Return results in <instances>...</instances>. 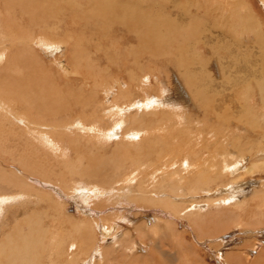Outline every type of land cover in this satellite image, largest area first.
<instances>
[{"label":"rangeland","instance_id":"obj_1","mask_svg":"<svg viewBox=\"0 0 264 264\" xmlns=\"http://www.w3.org/2000/svg\"><path fill=\"white\" fill-rule=\"evenodd\" d=\"M76 1L78 2L79 6L83 4L82 0H76ZM227 1L228 0H218V2H214V0H176V1L152 0L153 3L151 2L150 4L151 8H149L150 11L148 15V17H150V20L147 17L146 22H148L149 20L148 23L150 24V22H152L154 25H148V23L146 24L145 21H141L140 23L142 22L143 23L140 25H142L141 27H143V29L140 27V25H138L136 27L137 30L135 29L136 33H133V31L131 30L130 32L121 31L118 29V27H112L109 28V30L107 29V33L105 31H99L98 33L94 28V26L86 25L85 27L83 26L79 27V30L82 33L78 34V32H76L77 28L75 26L73 27L74 36L77 38V40L81 39L85 43L91 42L92 44L100 42V44L104 46L106 45L105 46V48L107 47L106 49L109 50L115 49L119 54L122 55L125 54L124 58L127 57L126 54H132V58L137 61V65H138L137 69L134 71L135 73L133 72L134 76H137L135 77V79L138 81L143 76L148 75L151 78V80L150 79L148 80L151 83L150 84L151 87L149 88L150 93L154 91L156 94L160 95L161 98H163L162 99L163 101H166L165 102L166 104H163V101L155 102L152 111L156 113L155 107L157 105L163 108H165L166 105L168 106L167 108L170 107L172 109L174 108L172 110L173 113L171 114L170 117L173 123L170 122L167 123V126L170 125L173 131V133L171 132L169 133L174 136V140L171 139L169 140L170 143L174 145L173 149L178 150L180 147V143L182 145H188L189 143H191L196 148L198 147L201 148L202 145L208 146L209 145L208 142L210 141L209 139L212 138L213 144L211 150L212 152H214L213 157L214 158L216 157V160H218L217 161L218 167L215 168L217 169V171L214 169V172L215 174H217L216 178L217 179L220 178L221 180L219 179V181L216 180L213 181V179H211L210 177V175H212V171L209 172V170L206 169H204L203 170L204 173H200L199 176L197 175L193 176L188 172V170L185 169H183L182 171L179 170V161H178L179 156L184 157L183 154L179 155V152L177 153L178 155L176 157L174 155L173 158H171L172 156L170 155L171 156L170 158L173 161L171 162V164L169 162L170 165L168 169H166L167 171L164 170L163 165H157L153 167L154 169L152 168L153 170L150 169V172H143V168H142V170H139V172L130 174V172L134 169V167L129 166L131 162L127 160H134L135 158L138 159L139 154H142V152L136 153L135 151H133L134 149L132 148H134L135 146L133 145H132L133 147L128 146L127 140L121 137V135L120 138L118 139L119 141L114 139L108 142L104 139L105 141L102 142L100 140L102 136L100 138L94 139L96 134L88 131V128L93 123L84 126L86 130H84L83 134L86 138L91 139L90 142L94 143V141L96 142V139L100 140L101 143L99 148L93 146V150L91 151L87 149V147H91V145L87 143V145H84V149H86L87 152H82L83 155L81 154V152L80 153L77 152V155H75L76 152H69L64 148L62 147L58 148L55 145H54L55 148L54 146H50V148H45L44 151L38 152V144L43 143L40 142V140L46 139L45 136H38V133H36V130L38 129V122H34L33 124L30 125L25 124V131L27 134H23L24 131H22V125L17 124L20 122H24L23 117L21 120L18 119L13 120L12 118H10L9 115H5V116L3 115L2 117H0V120H2L0 121V127H1L0 170L2 168L6 173L13 174V176L18 179L17 180L18 182H14L15 183L14 185L24 181L26 184L30 185V187L32 185V188L29 189L30 193L28 195L23 196L19 194L20 192L18 188L14 186L9 187V185H5V184L3 185V182L0 181V196L7 195L12 199L10 201L5 200L4 201L5 203L2 204V207H4V211H2L1 216H3L2 218L6 222H3V227H1L0 224V236L5 237L4 242L5 245H7V247L5 248L6 250L4 249L6 253L2 250V252H4L3 255H6V257L4 258V256L1 255L3 259L6 260L1 261V256H0V264H7V263L11 264V260L8 259L9 258L8 256H10L9 253H11V250L15 245L21 244L20 243L21 240L25 238L27 240L28 237L30 238L32 237V241H33V239H35L37 236L39 237V234L41 233L40 231L44 232L45 230H49L50 228L52 232L58 230L57 233L59 235L54 232L55 234L54 237H56L54 240L56 241L57 243L56 246H58L57 248L59 250L63 251L65 249H71L72 245L74 246L78 245L76 246L75 260L78 263L80 262L81 264L122 263V257L121 256L118 257V255L120 251H124L126 250V248L130 252L128 255V258L130 260L133 257H139L138 259L141 260L143 264H147V260L150 257L151 260L153 261L152 264H264V219H263L264 194L262 195V192L260 191L262 190V188L264 189V187H261L264 184V167L263 169L259 168V167L262 168V166H264L263 163L264 161L262 160L263 162L260 161V163L259 161L258 163L255 162L253 167V164H250V160H249L250 157L249 152H256L258 147L264 144V139H262V136L264 137V106L260 102H258L259 97L255 95L254 97L255 101H253V105L256 104V107L252 105L254 109L250 110L252 113L250 116L253 119L250 117L249 121H246V119L243 118L241 119L242 122H237L235 120H233L232 122L231 119L227 121L226 118L228 117L226 116L222 117V119L224 121L226 120L227 122L226 121L222 122V120L217 119L216 116H214L215 118L213 117L214 119H211V117H209V115L205 113V110L201 106V104L200 106L195 103L191 104L187 99H185L184 89L187 87V85H185V82H183L184 79L180 80V78L178 77L181 71L176 68L177 67L176 60L179 59L180 57H183L182 59L184 61H187L188 63L192 62V64H195L197 61L198 65L195 64L189 67V71L193 70L194 72H196L194 74L197 75L199 74L201 67L205 66V62H206V66H207L206 69H211L210 71L213 74H215L213 75V78L215 79L216 91H219V89H224L225 91H233V88L235 87L234 85L230 84L229 86H225L224 82L226 80L225 79L223 80L225 76L221 77L222 82L218 81L217 77H219L218 74H220L221 76L222 67H224L223 69L226 70V76L228 75H230L229 77L234 76V73L232 72L231 68H229V70L226 68L232 66L231 60L229 59L233 56L232 54L234 52V54L237 55L242 53L241 55H239L237 60L238 64L239 62L241 63L240 65L241 67L239 68V70L236 69V71L239 72L240 74L238 75L239 77L236 78L238 81L240 80V78L243 79L245 75L246 77H251L250 67L257 68L255 72L256 79H261L262 76H264V71H263L264 70V33H263L264 32V0H245V1L242 0V2H240L241 0H229L230 1V2L228 1L229 3ZM38 2H40L39 5L41 4L42 9H41V14H38L39 16L38 21L40 23L37 32L36 30L34 31L35 36H39V33L46 34L47 32L52 31V29H57V32H55L54 35V39H56L55 37L58 36L61 37L64 36L65 39L71 41L70 37L65 33V31L62 30L66 28L67 30H70L71 29L70 26L65 21H58L57 19L56 21L53 20L49 21L48 19H50V17L52 18L54 17V9H51L49 5L48 14H46L47 8L45 7V5H47L48 3H44L43 5L41 0H38ZM192 2L193 3L198 2V4L197 3L192 4ZM0 3H1L0 16H4L5 13L2 7L3 6L2 0H0ZM181 4H183V6H181ZM156 5H158V7ZM161 5L164 7H160ZM196 5H198V7ZM226 6L230 11H228ZM175 7L177 9H175ZM182 7L184 8L181 11ZM185 7H187V9H185ZM197 8L199 9L197 10ZM211 8L212 9L214 8L213 11ZM158 10L161 11L159 12ZM168 10L170 11L168 12ZM215 10L217 12H215ZM221 11L222 12L225 11L223 13L224 16L223 14H221L222 17L219 18L221 16L219 13H222ZM231 11H233V13ZM188 12L191 14H188ZM235 12L237 13V15L235 14ZM145 13H147V10ZM159 13L162 15V18L160 17L161 15ZM177 13L179 16L177 15ZM13 14L15 16L18 15L15 10H13ZM184 14L185 15L187 14L189 17L187 16L185 17ZM229 14H232L234 17L230 16ZM241 15L243 16L241 17ZM228 16L232 18L230 19ZM151 17L152 18L154 17L156 20L153 19L151 21L152 19ZM170 17L172 20L170 19ZM188 18H192V23L194 26L191 25L192 23H190ZM233 18L235 21L233 20ZM182 19L183 20L186 19V20L182 21ZM193 19L196 20L195 21L196 23L194 22ZM214 20H216L217 23H215ZM236 20L241 23H238ZM161 21L163 22V24L164 22H166V26L167 25L169 26H167L166 28L163 25L164 26L163 27L161 25L162 24ZM188 21L189 23H187ZM6 22L12 23V21L10 20H6ZM23 22H24L23 24L24 26L22 27L23 28L22 30H25L27 26V21L23 20ZM256 22L258 23V25ZM200 23L203 26L200 25ZM237 24H239V26ZM146 25L148 28L151 29L154 26L152 30L155 31L154 29H156L157 35H159V37L165 36V38L167 37V35L165 34L171 31L170 25H176L174 29H172V32L174 33L173 36L171 37L170 35H168L169 42L173 43L172 45H174L173 48L175 50V55L171 59L169 57H165V59L161 58L164 61L160 59L159 61H162L163 63L160 64L161 66H156V68L153 67L154 64L152 63L154 62L156 63L158 61L152 60L151 57L153 58L154 54H156L155 44H157L158 41L150 40L151 43L148 44L150 48L147 45H145L144 40L145 38L147 39V37H149L148 35H146L147 34L146 30L148 31V29H146L147 28ZM214 25L217 28H215ZM3 26H5V22L2 21V19H0V31L2 32L5 30ZM187 26L191 27L190 29L188 28L189 31L187 29ZM192 26L194 27L193 29H195L194 33L196 35H194L192 31L193 30ZM161 28L163 30H161ZM140 29L141 32L139 31ZM181 29L183 32L180 31ZM230 30L231 32L229 33ZM137 31H139L138 36L135 35L138 33ZM191 31L193 35H191L192 34ZM143 32H145L146 34ZM180 33H183V35L186 34V36L183 37V35L181 36ZM188 35L190 37H194V39L199 38L201 40L196 39L193 41V38H190ZM231 35L232 37H230ZM135 36L137 38L138 37L141 38V39L138 38L141 43ZM142 36H145V38ZM187 36L189 37V41H190V43L188 42L189 44H187L185 40ZM246 36L247 38H245ZM165 38H162L163 39L162 41H164ZM232 38L234 41L237 42H234ZM134 39L138 41L136 40L134 41ZM174 41L175 42L177 41V43H175ZM180 42H181V46L179 45ZM198 42L199 44L197 45ZM123 43H125L126 45ZM194 43H196V45ZM160 44L161 43H159V46ZM132 45L137 46L138 48L137 47L136 48L139 50L137 49L134 50L135 47ZM143 45H145L146 47ZM184 45L187 49L183 47ZM189 45H190V49H189ZM129 46H131V49ZM88 47H90L92 50L90 49L88 51L90 55L89 60H85V62L93 66L95 71H100L102 73V67L106 65L104 59L101 58L99 60L100 61L99 64H97L98 60L97 61L95 60L96 55H94L92 45L88 44ZM141 47L144 50L143 49L140 50ZM144 47L147 49H145ZM66 48H67L66 51L63 52V50H59V52L55 54L58 55L62 53L63 58L61 60L64 62L68 59V57H70L68 47ZM196 48L198 50L197 52H196ZM209 48H213V49H209ZM39 49L41 48H38V54L41 56L43 60H45L44 62H47L48 59H50L49 54L47 53V51L44 52L43 49H41L42 51ZM151 49H152V53L150 51ZM180 49L183 50L182 54H180L181 52ZM138 51H139V55L136 54L138 53ZM168 53H170L169 50ZM157 54H159V52H157ZM164 54L168 55L167 49L164 51ZM189 54L191 56H189ZM207 54L208 55L210 54L211 56L210 55L208 56ZM245 54H247V56H245ZM101 55L104 56L103 54H99V56ZM185 55H188L186 56V59L184 58ZM203 55L206 56V58ZM200 58L201 60L204 61H201ZM128 59L131 60V58ZM148 59H151L153 62ZM174 59L175 61H173ZM198 59L200 61H198ZM222 59H224L223 60L224 64L223 63L221 65L218 64L219 61ZM168 60H171V62L174 64H172V66H169L168 64H166V61ZM121 62L125 65H128L127 62L124 60H122ZM216 63L217 65H215ZM193 66L195 67L193 68ZM234 66L236 68L238 65H234ZM141 68L143 71H140ZM133 69H135V67ZM55 70L57 69L56 68L50 69L49 67H46V71H50L46 73V77L49 79L47 82L49 84L47 85H51V83L54 82L55 79H57L56 77L58 74ZM114 71L115 69L113 68L112 73ZM77 72L85 76L86 70L85 68H82ZM102 76H105V73ZM166 77L168 78V80H170L169 82L171 85L169 84V82H167L168 80ZM197 79L200 80V77L198 76ZM241 80L238 82L236 89L238 90V93L248 94V90L246 88L247 86L245 87L246 83L245 82L240 83ZM55 83L56 82H54L52 86H54ZM174 83L175 86L173 85ZM164 85L167 88L169 86L171 87L168 89L167 88L164 89L165 87ZM249 85H251L252 89H255V91L258 89L254 82H252V84ZM161 86L163 88H161ZM158 87L161 89H159ZM181 88L183 91H179V89L181 90ZM64 89H66V87L63 88V91ZM105 91H106L105 98H106L107 107L113 110L116 108L117 101L119 99L118 90L116 88L106 87ZM182 93L184 98L181 96ZM221 95H226V94L221 93ZM147 98H149V95H147ZM223 98H227V102L223 103L224 105L223 104L221 105L220 101ZM236 98L238 99V97ZM171 99L174 103L171 101ZM0 101H1L0 106H3L2 109L5 108L6 111L8 110L6 105H12V103L6 104L7 102L3 101L2 99H0ZM216 102L217 104L220 105V107L217 109L218 110L217 113L221 115L225 114L221 108H223L226 104L229 105L228 103L230 102L229 97L221 96L220 99L216 100ZM236 104L237 106L242 107V105L244 104V99H242ZM62 105L67 106L66 102H63ZM233 106L237 108L235 105ZM250 106L251 104L249 102L248 104L245 105V107H250ZM211 107L213 108L212 105ZM228 107L229 106H225V109ZM85 109H87V107H83L80 104L71 108H66L65 109L66 115L64 116L62 114L60 117H67V116L69 117L62 121L56 120L59 124L58 128L52 124L48 128V130L51 132L55 130L56 131L55 137H56L57 132H59L58 131L59 127L62 126L70 127L71 125H73L75 123L74 117H78ZM237 109L240 111L239 108ZM132 111L133 110H131L130 111L131 113L129 114L120 115L118 119L119 123L120 124L125 123L126 126H131V127H133L134 125L137 126V120L140 118V115ZM239 111H237V113H234L232 115H237ZM175 112L182 114L183 117L185 118H182L181 121L179 119V116H177L178 114H176ZM89 114L90 112L87 113V115ZM152 118L154 121H158V119L161 118V114L157 115L155 118L154 117ZM103 122H105V126H106L110 124L112 121L110 118L109 120H105ZM158 122L159 123H156L157 125L154 124L152 126L154 130L156 127L161 125V122L160 121ZM13 124L16 125V129H14V133H10L9 129L10 127H13ZM182 124L184 125L181 126ZM210 124L216 129L217 132V135H213L212 137L208 136L207 134L208 129L206 128V126ZM5 127H7L8 129H6ZM170 127L168 126V129H170ZM19 131H21L22 133H18ZM190 131H192V133ZM119 132L121 133L120 130ZM155 132L156 134L160 133L159 128L156 129ZM4 136H8V137H4ZM57 142L58 141L56 139L54 143L57 146H59V143L57 144ZM84 142L86 143V141ZM104 142L106 143L104 144ZM115 142H118L119 145L115 146ZM61 145L64 146L65 143ZM123 145H126L127 147H132L130 149L132 152L130 151L129 154L128 152L124 154L123 151H119V153L111 152L113 148L124 147ZM61 150H63L64 152ZM207 154H208L207 152H202L201 158L207 157ZM166 156L164 158L165 160L163 159L164 161L168 160V155ZM77 158L81 159V161L79 164L74 166V162H76ZM243 158H246L245 163L243 162ZM26 159L34 160L36 162V167H35L37 169L36 174L31 175L29 171H25L23 165H25ZM236 160L239 164V167H241L242 165L246 166L247 169L245 173L242 172L241 170V172L238 173L237 175L236 172H234V170H229L230 172L229 175L226 171L225 172L221 171L222 170L220 169L221 163L227 164L228 161H230L231 163L232 161H236ZM149 161L150 160H148V162ZM45 163L46 165H44ZM67 163L69 164L68 165L69 168L67 167ZM173 163L174 165H172ZM143 165L144 162L141 163V167ZM38 166L41 168L40 171L37 168ZM70 166H72V168ZM171 166L173 167L177 166V168H173ZM188 168H191V165H189ZM115 169H118L119 171ZM90 172H96L99 176L104 178V187L100 186L102 182L95 183V181H92L91 179H88L87 176L86 177L84 176L85 173H90ZM38 173L39 175L42 176L44 175L43 177H45V173H46L47 175L46 178L48 179L52 177L51 178L52 180L49 179L52 183L49 181L48 183L46 182L44 183V180L41 181L42 178L38 176ZM22 174H25L30 177L24 178ZM135 174H137L136 175L137 177L135 176ZM222 174H225V176L222 177ZM130 175L136 177L134 181L133 180L131 181ZM201 175L202 176L206 175L207 179L212 180V184H210V186L208 187L202 185L203 183L199 178ZM64 176L66 179L64 178ZM36 177H38L39 179H37ZM145 177H147V179ZM177 177L179 178V182L176 181L178 180ZM180 177L183 178L180 179ZM61 178H63L66 182ZM141 178L144 179L142 180ZM144 180L145 181L147 180L146 184ZM129 182H134V184L133 183L130 184ZM151 182L154 183V186ZM157 182L158 184L156 185ZM195 183H197L198 186L200 185L201 187L196 189L194 185ZM77 184L89 188L98 187L99 189H102L100 191L104 195H101L99 198L93 199L88 203V201H86L85 199L76 197L74 193L69 192L71 194L69 193L67 194L66 191H63V187H66L68 190H70L71 188L76 187ZM120 189L121 191H119ZM189 189L196 191V193L195 194L187 193L190 191ZM139 190L141 191V193L140 192L138 193ZM149 191L152 193L150 194ZM159 191L161 193H158ZM38 193H40L41 195L43 194L42 196H45L47 194L50 195L52 198L54 197L52 199L53 200L52 204L50 202V199L49 200L43 199L44 200V201L42 200L43 202L40 201L38 197ZM134 193L137 195L136 200L132 199L135 197ZM147 195L150 197L151 200L153 199L152 203L151 201H148L146 199ZM177 195H179L181 198H179L178 201L180 203L177 202L176 203L178 205L183 204V209L181 210L183 213L181 212V214L179 215L174 214L173 211H171V209L164 208L163 207L164 203L161 202V199L162 201L167 199L170 200L171 202H175ZM13 196L16 198L14 199ZM82 200H84L85 203ZM192 204L194 205L192 211L188 210V212H185L184 208L190 209L189 207ZM190 213H192L193 216H191ZM14 216H16V221ZM15 222L18 223L17 226H15L16 224ZM97 225L104 226L105 229L107 227L111 231V234L108 235L107 238H105L104 235L101 234L102 230L99 229ZM128 226L129 227L133 226L132 229L134 228L135 229L129 230ZM53 227L55 230L53 229ZM33 229L35 230L33 231ZM30 231L31 233H33V235L30 233ZM126 235H129L130 239L125 241L124 237ZM113 236H116L114 238V241L112 239ZM45 237L46 236L40 237L38 239H40L43 242ZM38 239L37 240L35 239L36 241L34 240L33 242H39L42 245V242ZM41 245H39L40 247L38 248L37 251L34 252L31 251L32 252L31 255L33 256L31 255L28 256V261H30V264L32 263L40 264L41 256H42L40 254ZM137 245L142 247L143 249L135 250ZM112 249H115L118 255L117 254L116 256L115 254L108 255V253H110V250ZM33 253H35V255ZM107 259L110 260V263H107Z\"/></svg>","mask_w":264,"mask_h":264},{"label":"bare ground","instance_id":"obj_2","mask_svg":"<svg viewBox=\"0 0 264 264\" xmlns=\"http://www.w3.org/2000/svg\"><path fill=\"white\" fill-rule=\"evenodd\" d=\"M82 1H83V4L81 6H79L78 2L76 0H41L43 5H44V3H48L47 5H45V7L47 8L46 14H48V6L49 5H50L51 9H54V17L53 18L50 17V19H48L49 21H51V20L56 21V19H57L58 21H65L70 26V28H71L70 30H67V28L62 29L70 37V39H71V41H70L68 39H65L64 36L61 37L58 35H57L58 37H55L56 39H54V35H55V32H57V29H52V31L47 32L46 34H40L39 33V36H35L34 31L36 30V32H37L38 27H39V23H40L38 21V17H39L38 14H41V9H42V6H41V4L39 5L40 2H38V0H2V2H3L2 7H3L5 14H4V16H0V19H2V21L5 22V26H3V28L5 30L3 32L0 31V99L7 102L6 104L12 103V105H6V107L8 108L7 111L5 110V108L2 109L3 106H0V117H2L3 115L4 116L9 115L10 118H12L13 120H15V119L21 120L23 117L24 122L17 123V124L22 125V131H24L23 134H27L25 131V124L30 125V124H33L34 122H38V129L36 130V133H38V136H45L46 137V139L40 140V142H43V143L38 144V152H42L45 150V148H50V146L55 145L56 147H58V148L62 147L65 150H68L69 152H76L75 155H77V152H79V153L81 152V154H82V152H87V150L84 149V145H87V143L89 145H91V147H87V149L92 151L93 146H96V148H99L100 143H101L100 140L102 142L105 140L110 142L111 140H114V139L119 141L118 139L120 138V135H121V137H123L124 139L127 140L128 146L133 145L135 147L132 148L133 146L127 147L126 145H123L124 147H119V148L115 147V148H113V150L111 149L112 150L111 152H118L119 153V151H123L124 154L127 152L129 154V152L131 151L130 150L131 148L134 149L133 151H135L136 153L142 152V154H139L138 159L135 158L134 160H127V161L131 162V164L129 166L134 167V169L130 172V174L137 173V172H139V170H142V168H143V172H150V169H152L154 166H157V165H163L164 170H166V169H168L169 165L173 161L171 158H173L174 155L176 157L178 155L177 153L179 152V155L180 154L184 155V157L179 156V160H178L179 161V170L182 171L183 169H185V170H188V172L190 174H192L193 176H196V175L199 176L200 173H204L203 170L206 169V170H209V172L212 171V175H210V177H211V179H213V181L214 180L219 181L220 178L217 179L216 178L217 174H215V172H214V169L218 167L217 166L218 160H216V157L215 158L213 157L214 152H212V150H211L212 144H213L212 138L209 139L210 141L208 142V144H209L208 146L202 145L201 148H199V147L196 148L191 143H189L188 145H182L180 143V147L178 150L173 149L174 145L172 143H170V141H169L170 139L174 140V136L172 134H169L170 132L173 133V131H172L170 125H168L170 127V129H168V126H167L168 122L173 123L172 120L170 119L171 114L173 113L172 110L174 109V108L172 109L170 107L172 105V103L169 106L170 108H167L168 107L167 105L165 108L157 105L155 107L156 113L154 111H152V109L155 105V102L163 101L162 100L163 98H161V96L156 94L154 91L150 93L149 88L151 87V85H150L151 83L148 80L149 79L151 80V78L148 75L143 76L138 81L135 79V77H137V76H134L133 72L137 69L138 65H137V61L132 58V54H126L127 57L124 58L125 54H123V55L119 54L115 49H113V50L106 49L107 48V47L105 48L106 45L104 46V45L100 44V42H97L94 44H92L91 42L85 43L81 39L77 40V38L74 36V32H73L74 26L77 28L76 32H78V34H80L82 32L79 30V27L80 26L85 27L86 25L94 26V28L96 29V31L98 33H99V31H105L107 33V29L109 30V28H112V27H118V29L121 31H129L130 32V30H131V31H133V33H136V30H137L136 27L143 23V22L142 23H140V22L141 21L146 22V19L149 15V11H150L149 8H151L150 4H151L152 0H82ZM169 2H172V1H169ZM198 2H196V3L198 4ZM214 2H218V0L217 1L214 0ZM236 2H238V1H236ZM240 2H242V0ZM196 3L192 2V4H196ZM192 4H190V5H192ZM156 6L158 7V5H156ZM181 6H183V4H181ZM196 6L198 7V5H196ZM231 6H229V7H231ZM160 7H164V6L161 5ZM187 7H185V9H187ZM240 7H241V5H240ZM183 8L184 7H182L181 11L183 10ZM175 9H177V8L175 7ZM198 9L199 8H197V10ZM213 9H212V11H213ZM227 9H228V7H227ZM13 10H15L17 12V14H18L17 16H15L13 14ZM146 10H147V13H145ZM161 10H158V11L160 12ZM195 10H196V7H195ZM223 10H224V8H223ZM169 11L170 10H168V12ZM217 11H218V9H217ZM217 11L215 10V12H217ZM228 11H230V10L228 9ZM224 12L219 13V14L221 15ZM231 12L233 13V11H231ZM236 12H235V14L237 15L238 12L237 13ZM178 13H179V11H178ZM178 13H177V15H178ZM226 13H228V12H226ZM188 14H191V13L188 12ZM194 15H195V13H194ZM229 15L233 16L232 14H229ZM178 16H176V17H178ZM186 16L189 17L187 14L185 15V17ZM223 16H224V14H223ZM230 16H228V17L231 19L232 17H230ZM242 16L243 15H241V17ZM160 17L162 18V15ZM191 17H192V15H191ZM221 17H222V15L219 18H221ZM148 19L150 20V17H148ZM153 19H155V18L153 17L151 19V21ZM163 19H164V17H163ZM170 19H171V17H170ZM180 19H181V17H180ZM188 19H189L190 23H192V18H188ZM198 19H200V18H198ZM213 19H215V18H213ZM223 19H224V17H223ZM6 20H10V21H12V23L6 22ZM23 20L27 21V26H26L25 30H22L23 29L22 27L24 26ZM149 20H148V22H149ZM158 20H160V19H158ZM184 20H186V19H184ZM184 20L182 19V21H184ZM233 20H234V18H233ZM162 21H161V23H162L161 25L162 26L164 25L167 28V26H169V25L166 26V22H164V24H163ZM182 21H180V22H182ZM189 21L187 23H189ZM195 21L196 20H194V22ZM214 21H215V23H217L216 20H214ZM43 22H44V20H43ZM148 22H146V24ZM158 23H160V22H158ZM174 23H176V22H174ZM218 23H220V22H218ZM238 23H241V22H238ZM48 24H49V22H48ZM198 24H199V21H198ZM144 25H145V23H144ZM148 25H154V24L152 22H150V24L148 23ZM191 25H193V23ZM200 25H202V24L200 23ZM237 25L239 26V24H237ZM252 25H253V23H252ZM257 25H258V23H257ZM141 26L142 25H140V27ZM175 26L176 25H170L171 31H169L167 34H165V35H167V37L165 38V36L159 37V35H157V33H156V29H154L155 31L152 30L154 26L151 29V28H148L146 25L147 28L146 27L145 28L148 29V31L145 29L147 34L145 32H143V33H145L149 37L146 36L147 37V39H146L145 36H142L145 38V40H144L145 45H147L150 48V46L148 44L151 43V41H158V43L155 44L156 45V47H155V53L156 54H154L153 58L151 57L152 60L158 61V62L152 63V64H154L153 67L156 68V66H161L160 64L163 63L162 61H164L161 58L165 59V57H169L171 59L174 57V55H175V50L173 48L174 45H172L173 43L169 42V36L168 35H170L171 37L173 36L174 33L172 32V29H174ZM193 26H192V29L194 28ZM214 27H215V25H214ZM141 28L143 29V27H141ZM188 28L190 29L191 27L187 26V29ZM215 28H217V27H215ZM223 28H224V26H223ZM177 29H178V27H177ZM187 29H185V30H187ZM189 29H188V31H189ZM161 30H163V29L161 28ZM194 30L195 29L192 30L193 33H194ZM111 31H113V30H111ZM139 31L141 32V29ZM139 31H137L138 33L135 35L138 36ZM180 31H182V29ZM192 31H191V33H192ZM233 31H234V29H233ZM179 32H178V34H179ZM230 32H231V30L229 31V33ZM89 33H90V31H89ZM186 33H188V32H186ZM193 33L191 35H193ZM180 34H181V36L183 35V33H180ZM207 34H209V33H207ZM210 34H211V32H210ZM132 35H134V34H132ZM175 35H177V34H175ZM194 35H196V34L194 33ZM243 35H245V34H243ZM107 36H108V34H107ZM123 36H124V34H123ZM184 36H186V34L183 35V37ZM236 36H238V35H236ZM187 37L185 40H186L187 44H189L190 43V41H189L190 36L188 38ZM202 37H204V36H202ZM230 37H232V35ZM138 38H140V37H138ZM162 38H165L166 42H165V40L162 41L163 40ZM190 38H193V41L197 39V38L194 39V37H190ZM245 38H247V36ZM211 39H213V38H211ZM135 40L136 39H134V41ZM138 40H136V41H138ZM197 40H201V39L198 38ZM232 40H233V38H232ZM139 42H140V40H139ZM234 42H237V41H234ZM159 43H161L160 46H159ZM175 43H177V41ZM240 43H242V42H240ZM88 44L92 45L94 55H96L95 60L96 61L98 60L97 64H99V62H100L99 60L101 58H103L105 61L106 65L104 67H102V73L100 71H95L93 66H91L85 62V60H89V56H90L88 51L91 48L88 47ZM123 44H125V43H123ZM164 44H166V45H164ZM194 44L196 45V43H194ZM198 44H199V42L197 43V45ZM145 45H143V46H145ZM179 45L181 46V42ZM132 46H134V45H132ZM66 47H68L70 57H68V59L64 62L61 60L63 58L62 53L58 54V55H55V54L58 53L59 50H63V52L66 51V49H67ZM129 47L131 49V46H129ZM134 47H135L134 50H136L138 48L137 46H134ZM142 47L140 48V50L143 49ZM183 47H185V45ZM201 47H202V44H201ZM38 48L43 49L44 52L47 51V53L49 54L50 59H48V57H49L48 56L47 62H44L45 60H43L41 58V56L38 54ZM41 49H39V50H41ZM145 49H147V48H145ZM166 49H167L168 55L164 54V51ZM189 49H190V45H189ZM202 49H204V48H202ZM209 49H213V48H209ZM137 50H139V49H137ZM168 50L170 51V53H168ZM150 51L152 53V49ZM182 51L183 50H181L180 54H182ZM197 51L198 50L196 48V52ZM153 52H154V50H153ZM157 52H159V54H157ZM230 52H231V50H230ZM39 53H40V51H39ZM99 54H103L104 56H102V55L99 56ZM136 54L139 55V51ZM210 54H212V53H210ZM241 54H239V55H241ZM45 55H47V54H45ZM160 55H161V57H160ZM232 55L233 56L229 59V60H231L232 66L226 67V68L228 70H229V68H231L232 72L234 73V76L233 77H229L230 75L226 76V70L223 69L224 67H222L221 76H220V74H218L219 77H217V80L222 82L221 77L225 76L223 78V80L224 79L226 80L224 82L225 86H229L230 84L234 85L235 87L233 88V91H225L224 89H219V91H216L215 79L213 78V75H215V74H213L210 71L211 69H206V67H207L206 62H205V66L203 65L204 67H201L199 74L195 75L194 73H196V72H194L191 69H190L191 71H189V67L191 65L197 64V61L195 64H192V62L188 63L187 61H184L182 59L183 57H180L179 59L176 60V64H177L176 68L181 71L180 73L178 72L179 73L178 77L180 78V80L184 79L183 82H185V85H187V87L184 89L185 90V92H184L185 99H187L191 104L195 103V104H198L199 106L201 104V106L205 110V113L207 115H209V117H211V119H214L215 118L214 116H216L217 119H221L222 122H225L226 120L224 121L222 119V117L226 116V117H228V118H226L227 121L231 119L232 122H233V120H235L237 122H242L241 119H243V118L246 119V121H249V119L251 117L250 115L252 114L250 110H253L254 107H256V104L253 105V101H255L254 100L255 95H257L259 97L258 102H260L264 106V76H262L261 79H256L255 72H256L257 68L256 67H250L251 77H246V75H245V77L243 79L240 78V80L242 79L240 83H243V82L246 83L245 87L247 86L246 88L248 90V94L238 93V90L236 88H237L238 82L240 80L238 81L236 78H238L239 77L238 75H240V74H239V72L236 71V69L239 70V68L241 67L240 66L241 63L240 62H239V64L237 63L239 55L234 54V52ZM150 56H148V57H150ZM186 56H188V55L184 56L185 59H186ZM189 56H191V55L189 54ZM245 56H247V54H245ZM204 57L206 58V56H204ZM216 57H217V55H216ZM128 58H131V60H129ZM245 58H247V57H245ZM261 58H263V57H261ZM151 59H148V60H151ZM160 59L162 61H159ZM208 59H207V62H208ZM254 59H256V58H254ZM122 60L126 61L129 66L123 64L121 62ZM200 60H201V58H200ZM200 60L198 59V61H200ZM223 60L224 59L220 60L218 64L221 65L223 63ZM173 61H175V59ZM201 61H204V60H201ZM217 62H218V60H217ZM91 64H92V62H91ZM143 64H145V63H143ZM166 64H168L169 66H172V64H174V63H172L171 60H168V61H166ZM207 64H209V63H207ZM215 65H217V63ZM234 65H238V66L235 68ZM251 65H252V63H251ZM201 66H202V64H201ZM46 67H49L50 69H52V68L57 69L55 71L57 72L58 75L56 77L57 79H55V81H54L57 84L55 83L54 86H52V84H54V82H52L51 85H47V84H49V83H47L49 79L46 77V73H48L50 71H46ZM134 67H135V69H133ZM194 67L195 66H193V68ZM82 68H85V70H86L85 76H83L77 72L78 70H80ZM113 68L115 69V71L112 73ZM171 68H173V67H171ZM176 68H175V70H176ZM198 68H200V67H198ZM217 69H220V68H217ZM213 70H214V67H213ZM140 71H143L142 68ZM104 73H105V76H102ZM141 73H143V72H141ZM198 76L200 77V80L197 79ZM160 78H161V76H160ZM167 80H168V78H167ZM169 81L170 80H168L167 82H169ZM174 82H175V80H174ZM252 82H254L258 88L256 90L257 93H256L255 89H252V86L249 85V84H252ZM68 83H69V86H68ZM160 84H159V86H160ZM169 84H170V82H169ZM173 85L175 86V83ZM162 86H161V88H163ZM28 87H31V88H28ZM64 87H66V89H64V91H63ZM106 87L116 88L118 90L119 99L117 101L116 108L113 110L109 109L107 107V104H106V98H105ZM170 87L171 86H169L168 88H170ZM161 88H159V89H161ZM165 88H167V87L165 86L164 89ZM179 91H183L182 88H181V90L179 89ZM162 92H163V90H162ZM221 93L226 94V95H221ZM147 95H149V98H147ZM181 96L184 98L183 93L181 94ZM221 96H224V97L228 96L229 101H230V102H228L229 105L228 104L225 105V106H229L228 108L225 109V106L223 108H221L223 110V112L225 113L222 115L217 113V111H218L217 109L220 107V105L217 104V102H216V100L220 99ZM66 97H68V98H66ZM236 97H238V99ZM242 99H244V104L242 105V107L237 106L236 103H238ZM171 101H172V99H171ZM63 102H66L67 106H63L62 105ZM165 102L166 101H163V104H166ZM225 102H227V98H223L220 101V104L222 105ZM248 102L251 104V106L245 107V105L248 104ZM240 103H242V102H240ZM78 104H80L83 107H87V109L83 110V112L78 117H74L75 123L73 125H71L70 127H68V126L59 127V129H58L59 132H57V135L55 137L56 131L54 130L53 132H51L48 130V128L52 124L58 128L59 124L57 121H62V120H65L69 117V116L60 117L62 114L64 116L66 115L65 109L74 107ZM211 105L213 106V108L211 107ZM233 105H235L237 108H239L240 111L237 108H235ZM131 110H133L132 112L138 113L140 115V118L137 120V126L134 125L133 127H131V126H126L125 123L120 124L118 121L120 115L129 114V113H131L130 112ZM237 111H239L237 115H232L234 113H237ZM88 112H90L89 115H87ZM175 113L178 114L177 116H179V119L181 121H182V118H185V117H183L182 114L177 113V112H175ZM160 114H161V118L158 119V121L161 122V125L156 127V128L154 127L155 128V130H154L152 128V126L156 123H159V122L154 121L152 117L155 118L157 115H160ZM105 115H107V116H105ZM101 116H102V119H101ZM104 116H105V118H104ZM96 118H97V120H96ZM110 118H111L112 122L105 126V122H103V121L109 120ZM0 121H2V120H0ZM100 121H101V123H100ZM91 123H93V124L88 128V131L96 134L94 139L100 138L102 136L100 140L96 139L97 143L95 141H94V143L90 142L91 139L86 138L83 134L84 130H86L84 126L89 125ZM183 125L184 124H182L181 126H183ZM35 127H37V126H35ZM227 127H228V125H227ZM5 128L8 129L7 127H5ZM158 128L160 130V133L156 134L155 131ZM206 128L208 129L207 134L209 137H212L213 135H217L216 129L211 124L206 126ZM0 129H1V127H0ZM14 129H16V125L13 124V127H10V129H9L10 133H14ZM119 130L121 131V133L119 132ZM190 132L192 133V131H190ZM18 133H22V132L19 131ZM4 137H8V136H4ZM56 139L58 141L57 144L59 143V146H57L54 143ZM67 139H69L70 141ZM262 139H264L263 136H262ZM199 140H200V138H199ZM84 141H86V143ZM63 143H65L64 146L61 145ZM105 143L106 142H104V144ZM118 145H119L118 142H115V146H118ZM55 146H54V148H55ZM61 151H63V150H61ZM202 152H207L208 153L207 157L201 158ZM120 154H121V152H120ZM166 155H168V160L164 161L165 160L164 158ZM249 156L248 157L250 160V164H253V167H254L255 162L258 163V161H259V163H260V161H262V160L264 161V157H263L264 156V144H262V146L258 147L256 152H249ZM79 158H77L76 162H74V166H76L77 164L80 163L81 159H79ZM148 160H150V161L148 162ZM124 161H126V160H124ZM245 161H246V158H243L244 163H245ZM143 162H144V165L141 167V163H143ZM169 162H170V164H169ZM203 162H205V163H203ZM174 163L172 165H174ZM225 163H227V162H225ZM39 164H40V162H39ZM44 165H46V163ZM68 165L69 164L67 163V167L69 168ZM189 165H191V168H188ZM40 166H41V164H40ZM177 166H174V167L171 166V167L177 168ZM256 166H257V164H256ZM35 167H36V162L34 160H29V159H26L25 165H23V168L25 169V171H29L31 173V175L36 174L37 169ZM70 167L72 168V166H70ZM263 167L264 166H262V168L261 167H259V168L263 169ZM37 168L39 171L41 170V168L39 166ZM220 169H222L221 171H224V172L226 171L229 175H230L229 170H234V172H236V174L238 175V173H240L241 170H242V172L245 173L247 168L245 165H242L241 167H239V164L236 160V161H232L231 163H230V161H228L227 164L221 163ZM220 169H219V171H220ZM115 170L119 171L118 169H115ZM215 170L217 171V169H215ZM46 171H47V169H46ZM68 172H69V170H68ZM25 174H22L24 178L30 177V176H27ZM171 174H173V173H171ZM136 175L137 174H135V176ZM38 176L42 178L41 181L44 180V183L45 182L48 183V181L51 182L49 179H51L52 177L49 179L46 178V176H47L46 173H45V177H43L44 175L43 176L39 175V173H38ZM84 176L85 177L87 176L88 179L95 181V183L96 182L97 183L102 182L100 184V186L104 187V178L99 176L96 172L85 173ZM135 176L130 175L131 181L132 180L134 181V179L137 177V176L136 177ZM138 176H139V174H138ZM193 176H191V177H193ZM201 176L199 178L203 183L202 185L208 187V186H210V184H212V180L207 179L206 175L202 176V177ZM224 176H225V174H222V177H224ZM59 177H60V175H59ZM36 178L39 179L38 177H36ZM64 178H65V176H64ZM145 178L147 179V177H145ZM182 178L183 177H180V179H182ZM61 179H63V178H61ZM17 180L18 179L16 177H14L13 174H8L1 168V170H0V181L3 182V185L4 184L9 185V187L14 186V187L18 188V190L20 192L19 194H21L23 196L28 195L30 193L29 189L32 188V185L30 187V185L26 184L24 181L19 182L18 184L14 185L15 184L14 182H18ZM193 180H192V182H193ZM64 181H61V182H64ZM125 181H127V180H125ZM146 181H145V184H146ZM176 181L179 182V178ZM129 183L134 184V182H129ZM151 183L154 186V183L153 182H151ZM152 184H150V185H152ZM157 184H158V182L156 183V185ZM164 185H165V183H164ZM194 185H195L196 189L201 187L200 185L198 186L197 183H195ZM173 186H175V185H173ZM261 187H264V184ZM156 188H159V187H156ZM160 188H161V186H160ZM100 190H102V189H99L98 187L89 188L86 186H82L80 184H77L76 187L71 188L70 190H68L66 187H63V191H66L67 194L69 192L74 193L76 195V197L83 198L86 201H88V203H89V201H91L93 199H97L101 195H104ZM148 190H150V189H148ZM189 190L190 191L187 193H190V194L196 193V191H194L192 189H189ZM119 191H121V189ZM260 191L262 192V195H263L264 189L262 188V190H260ZM139 192L141 193L140 190L138 191V193ZM149 192H148V194H149ZM71 193H69V194H71ZM151 193L152 192H150V194ZM158 193H161V192L159 191ZM144 194H143V196H144ZM8 195H9V193H8ZM42 195L40 193H38V197H39L40 201H42L43 199H48V200L50 199V202L52 204V201H53L52 199L54 197L52 198L50 195H47V194L45 196H42ZM262 195H260V196H262ZM136 196L137 195L135 194V197L132 199L136 200L137 199ZM9 198L10 197L7 195L0 196V218H1L0 224H1V227H3V222H6L2 218L3 216H1L2 211H4V207H2V204L5 203L4 202L5 200L6 201L12 200L11 198L10 199ZM13 198L15 199L16 197L13 196ZM179 198H181V197L179 195H177L175 202H171L170 200H167V199H165L164 201H162V199H161V202L164 203V206H163L164 208L171 209V211H173L174 214L179 215V214H181V212H182L181 210L183 209V204H179V205L177 204V203H180V202H178ZM146 199L148 201H151V203L153 202L152 201L153 199L151 200L148 195L146 196ZM154 199H155V197H154ZM74 201H75V199H74ZM82 201H84V200H82ZM15 202H17V201H15ZM84 203H85V201H84ZM44 204H46V203H44ZM53 204H55V203H53ZM156 208H158V207H156ZM164 208H162V209H164ZM189 208L190 209L184 208L185 212H188V210L192 211V209L194 208V205L193 204L190 205ZM190 215L193 216L192 213H190ZM14 217H15V221H16V216H14ZM15 223H16L15 226H17L18 223L17 222H15ZM51 223H52V221H51ZM97 227L102 230L101 234L104 235L105 238H107L108 235L111 234V231L107 227H106L107 230L105 229L104 226L97 225ZM132 227L133 226L129 227V230H131ZM53 229H54V227H53ZM134 229H132V230H134ZM34 230L35 229H33V231ZM57 231L55 230L54 232L56 234H58ZM40 232L41 233L39 234V237L38 236L37 237L40 238V237L46 236L44 238V241L42 242L37 237L35 239L40 240L42 242V245L39 242H33L35 239H33V241H32V237L31 238L28 237L27 240H26V238L21 240L20 245H15L12 248L11 253H9L10 256H8L9 254L7 255L9 257L8 259L11 260V264H30V261H28V256L31 255L32 252L37 251L38 248L40 247L39 245H41V248H40L41 253L40 254L42 255L40 264H81L80 262L78 263L75 260L76 246H78V245H76V246L72 245L71 249H65V250L61 251L57 248L58 246H56L57 243L54 240L56 237H54L55 234H54V232H52L51 228L49 230H45L44 232H42V231H40ZM30 233H31V231H30ZM8 234H10V233H8ZM31 234L33 235V233H31ZM36 235H37V232H36ZM63 237H64V235H63ZM115 237L116 236L112 237L113 241H114ZM124 238H125V241L130 239L129 235H126ZM4 241H5V237L0 236V256L3 255V253L5 252L4 249L7 247V245H5ZM45 242H47V243H45ZM38 243H39V245H38ZM9 248H7V249H9ZM63 248H64V246H63ZM77 249H78V247H77ZM136 249H143V248L137 245L135 250ZM2 250L4 252H2ZM38 253H39V251H38ZM129 253L130 252L126 248V250L120 251L119 255H118L117 251L115 249H112V250H110V253H108V255H114L115 254V256H116V254H117L118 257L121 256L122 257V263H117V264H143L142 261L138 259L139 257H133L130 260L128 258ZM33 254L35 255V253H33ZM3 256H4V258L6 257V255H3ZM31 256H33V255H31ZM3 260L5 261L6 259H3V257L1 256V261H3ZM114 261H115V258H114ZM118 261H119V259H118ZM152 262L153 261L151 260V257L148 258L147 264H152ZM107 263H110V260L107 259ZM7 264H9V263H7ZM32 264H34V263H32ZM88 264H90V263H88Z\"/></svg>","mask_w":264,"mask_h":264}]
</instances>
